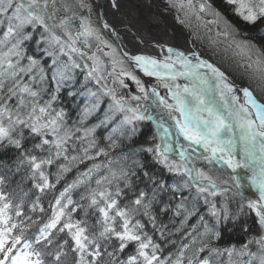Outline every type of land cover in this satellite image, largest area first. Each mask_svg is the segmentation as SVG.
I'll list each match as a JSON object with an SVG mask.
<instances>
[{
	"label": "snow or ice",
	"instance_id": "6c2138e0",
	"mask_svg": "<svg viewBox=\"0 0 264 264\" xmlns=\"http://www.w3.org/2000/svg\"><path fill=\"white\" fill-rule=\"evenodd\" d=\"M108 3L111 23L93 21L88 0H0V151H14L0 159V264H264V43L238 38L211 0H166L181 23L215 28L211 43L240 56L250 83L237 88L198 52L157 39L156 19ZM223 3L246 24L264 21V0ZM122 32L151 51L125 50ZM128 80L135 94L121 91ZM149 121L152 136L115 153ZM245 180L256 198L240 191ZM199 201L207 218L164 255L143 220L156 228L171 213L182 227ZM248 215L258 230L221 247L223 226Z\"/></svg>",
	"mask_w": 264,
	"mask_h": 264
},
{
	"label": "trees",
	"instance_id": "16d2710c",
	"mask_svg": "<svg viewBox=\"0 0 264 264\" xmlns=\"http://www.w3.org/2000/svg\"><path fill=\"white\" fill-rule=\"evenodd\" d=\"M214 7L218 8L225 16V18L235 26L236 30L240 32L241 35L246 36L248 39H253L257 41V45L264 43V21L258 22L255 25L246 24L243 21L239 20L237 17H235L230 8H228L226 5H224L223 0H211ZM83 15L87 16L88 12L85 10ZM206 27H204L205 29ZM217 62L226 68V70L230 71L234 76H236L231 70L232 68L236 69L234 66L235 63H229L228 58H218L216 59ZM230 62V61H229ZM228 66H227V65ZM259 95V93H257ZM66 107H70V99L66 98ZM107 106L106 102L102 104L100 109V117L97 119H92L90 123H96L99 119L103 117V109ZM72 115H75V112H72ZM98 135L102 138L104 135V129H98L97 130ZM142 134L138 135L135 138V143H132L131 141L126 142L128 147H125L123 149H116L115 153H119L120 151H127L130 147H135L136 144H139L146 140L148 137L152 136L154 133V128L149 124L145 123L141 129ZM12 158H14V151H7V153L0 151V159L10 161ZM89 164L88 161H85L84 164L79 165V168L81 171L85 169V165ZM147 164L149 167H153L151 164V160L149 159L147 161ZM154 171L158 170V166L153 168ZM54 171V169H53ZM76 175L75 169L72 173L68 174L66 179L70 182L72 178ZM18 179V177H16ZM163 178L169 182L174 183V178L168 174L163 173ZM143 186V185H141ZM63 187V182L61 185H58L57 188L61 189ZM189 193H185V195H188ZM53 193L49 192L46 196L43 197V205L45 208L48 206V201L52 199ZM229 197H232L234 200L233 208H235L236 204L240 202V198L238 196H234L231 194H228ZM73 198L78 200L79 196L77 193H73ZM167 199V197H165ZM196 210L197 215L190 217L188 222L181 227L179 224L178 217H174L171 213L168 215H159L157 220L156 228H153L151 223H149L147 220H143V223L146 225V231L152 235L154 241L162 246L163 254L168 255L169 253H174L179 245L184 242V240L187 238V233L192 231V226L198 224L199 217L205 216L207 218V206L204 205L203 201H199L196 203ZM42 214H35L33 218H37L41 216ZM247 222L248 226V233L245 234V232L242 230L241 225ZM163 228V236L161 235L160 229ZM181 228V231L177 232L176 229ZM258 230V225L255 223V217L254 215H248L241 217L240 221H238L236 224L229 223L227 225L223 226L222 231V238L219 241V245L221 247H231L236 246L238 247L241 243L245 242L249 236L254 234ZM35 229L30 231L28 233L29 237H31L34 233ZM131 251V249H129Z\"/></svg>",
	"mask_w": 264,
	"mask_h": 264
},
{
	"label": "rangeland",
	"instance_id": "374dc122",
	"mask_svg": "<svg viewBox=\"0 0 264 264\" xmlns=\"http://www.w3.org/2000/svg\"><path fill=\"white\" fill-rule=\"evenodd\" d=\"M136 1V3H138V0H133ZM159 1V3L164 4L166 6V0H157ZM88 3L92 5V20L93 21H97V14H96V7H95V3L93 0H88ZM136 8H137V12L141 17H147V15H149L150 11H145L143 10L142 6H139L136 4ZM136 8L134 10H136ZM159 5H155V9H157L159 12V14H163V16H165L166 20H167V26L172 29V31L174 30L172 28L171 25H173L172 22H170L173 19V16L176 17V10L175 9H171L170 12L168 9H158ZM174 10V11H173ZM157 13V14H158ZM177 15L180 17V19H183L182 16H180V14L177 13ZM174 20V19H173ZM172 23V24H171ZM174 26V25H173ZM177 26H181L179 24H177ZM182 28H187L190 31V37L192 39V43L195 47V49L198 50L199 53H201L202 55H204L205 57H207L211 63H216L218 66H220L224 72L230 77L232 78L236 83L244 85V86H248V84L250 83L249 80L247 79V76L244 73V70L239 66L241 61H240V56L232 49H229L227 47L226 44L224 43H219V44H213L211 43V39H215V31L216 29L213 28L212 32H209L207 28L204 29V26L202 24H200V22H197L195 19H191L190 22L188 23V26H186L185 24L182 23ZM177 32V31H176ZM239 33V37L240 39H244V40H250L248 39L246 36H243ZM252 42L257 44L256 40L251 39ZM228 58L229 59V63H235V67L236 69L232 68V72L236 75L234 76L230 71L226 70V68H224L223 66H221L216 59L218 58ZM227 65V64H226ZM228 66V65H227ZM82 79V77H81ZM143 80V79H142ZM144 82L149 83V85L155 83L154 81L145 78ZM128 84V88L126 89H122L121 91L123 93H132L135 94L136 93V85L128 80L126 81ZM146 83V84H147ZM164 89H161V93H164ZM149 103V102H146ZM100 117V110L98 111V113L96 114V116H94L92 119H97ZM149 123L153 128H154V132L156 131L155 126L153 125V123L151 121L147 122ZM237 191V189L233 186L232 190L228 193L233 195V193H235ZM240 191L244 192L245 197L247 198H256L254 193H251L249 190H247L246 188H242L240 189ZM239 197V196H238ZM240 198V197H239Z\"/></svg>",
	"mask_w": 264,
	"mask_h": 264
},
{
	"label": "bare ground",
	"instance_id": "6f19581e",
	"mask_svg": "<svg viewBox=\"0 0 264 264\" xmlns=\"http://www.w3.org/2000/svg\"><path fill=\"white\" fill-rule=\"evenodd\" d=\"M94 3H95V5H97L100 16L102 17V15H103L104 16L103 19H106L111 23L112 17L107 13V10L109 7L108 0H99V1H97V3L94 0ZM121 3L124 5V10L126 12H128L130 18L133 16L134 13L129 11V9H135L136 4L139 6H142L143 10L150 11L149 15H147V17L156 19L158 21V23L156 24V26L153 29V35L157 39L161 40V42L167 41L168 43L176 46L177 48H179L181 50L191 49L193 51L198 52V50L195 49L194 45L192 44V39L190 38L187 40V37H190L188 31L186 29L182 28L181 26L178 27L176 21L173 19L170 21L174 25V26L171 25L172 28L174 29L172 31V29H170L166 24L167 20H166L165 16H163V14H159L158 13L159 11L157 9H155V5H159L158 9H162V10L167 9V7L164 4L159 3V1H157V0H138V3H136V1H133V0H121ZM162 5H163V7H162ZM135 12L138 13L137 8H136ZM131 32L134 33L135 28H132ZM121 35L124 37V45L123 46L125 47V50L130 51V52L151 51L150 48H145L143 45L136 46V44L131 40V33L127 36H124V33L122 32ZM157 51H158V49H157ZM199 54L201 55V57L203 59H206L210 62V60L207 57H205L201 53H199ZM227 64H229V62H227ZM151 79H153V78H151ZM179 82L185 83L186 81L181 79ZM181 141H182V138H181ZM237 175L238 176L245 175V170L238 169ZM245 187L251 193H254V192L257 193L256 190L254 188H252L248 184L247 181H246Z\"/></svg>",
	"mask_w": 264,
	"mask_h": 264
},
{
	"label": "water",
	"instance_id": "95a60500",
	"mask_svg": "<svg viewBox=\"0 0 264 264\" xmlns=\"http://www.w3.org/2000/svg\"><path fill=\"white\" fill-rule=\"evenodd\" d=\"M96 1V3H97V1H99V0H95ZM96 9H97V14H98V17L99 18H101V16H100V14H99V10H98V8H97V5H96ZM102 18H104V16L102 15ZM138 70V69H137ZM226 75V74H225ZM227 77H228V79L232 82V83H234L235 85H236V87L237 88H239V87H241V86H244V85H240V84H238V83H236L232 78H230L228 75H226ZM250 175V174H249Z\"/></svg>",
	"mask_w": 264,
	"mask_h": 264
}]
</instances>
